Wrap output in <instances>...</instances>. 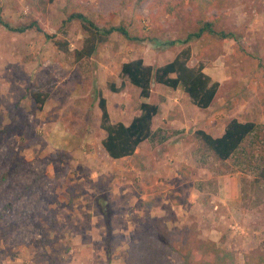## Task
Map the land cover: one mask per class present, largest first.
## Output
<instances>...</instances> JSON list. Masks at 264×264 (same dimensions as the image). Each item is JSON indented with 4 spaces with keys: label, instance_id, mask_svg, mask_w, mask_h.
Listing matches in <instances>:
<instances>
[{
    "label": "rangeland",
    "instance_id": "obj_1",
    "mask_svg": "<svg viewBox=\"0 0 264 264\" xmlns=\"http://www.w3.org/2000/svg\"><path fill=\"white\" fill-rule=\"evenodd\" d=\"M167 1L0 0L3 20L35 21L43 31L0 26V202L9 205L0 264H129V239L165 232L237 251L239 264L246 254L264 257V0H172L170 14ZM74 13L100 29L126 24L140 41L114 33L93 57L76 61L85 34L68 19ZM211 20L228 38L182 43ZM187 47L189 65L207 62L204 73L219 83L207 110L155 83L140 98L120 75L125 62L141 58L157 68ZM98 93L114 123H129L140 103L158 107L138 159L114 161L102 149ZM34 94L45 97L41 109ZM231 119L255 129L221 161L195 132L215 138ZM172 205L187 221L166 223Z\"/></svg>",
    "mask_w": 264,
    "mask_h": 264
},
{
    "label": "trees",
    "instance_id": "obj_2",
    "mask_svg": "<svg viewBox=\"0 0 264 264\" xmlns=\"http://www.w3.org/2000/svg\"><path fill=\"white\" fill-rule=\"evenodd\" d=\"M52 1L49 0V2ZM171 2L172 0L164 4V12L168 14L174 10ZM68 19L79 21L85 34L81 49L74 53L76 61L93 57L114 33L128 41H140L138 38L131 37L126 24L100 29L94 21L80 13L71 14ZM216 22V20L203 21L201 27L196 32L189 34L182 43L186 44L192 39L212 35H218L223 39L228 38V34L214 31ZM0 26L18 34L27 31L43 32L35 21L12 26L8 21L3 20L1 15ZM45 37L52 38L48 35ZM172 44L173 42L170 43V45ZM57 47L64 52L67 50L66 43H57ZM191 58L192 53L189 47L180 51L169 63L157 68L145 65L143 60L138 58L123 63L120 75L126 78L131 86L139 90L140 98L148 99L151 95V86L155 83L171 90H181L193 106L200 110H207L213 105L219 83L204 73L207 62L199 61L197 66H190ZM111 90L113 93L118 92L112 86ZM235 96L239 95L237 93L234 96L230 94L227 98L231 99ZM240 96L246 97L244 93ZM32 98L41 109L45 97L41 94H34ZM98 109L100 111L99 127L105 134L101 146L107 156L114 161L128 158L138 159L136 150L151 138L153 119L157 115L158 107L149 103H140L139 114L128 125L112 122L107 110V102L100 93H98ZM254 129L253 122H239L237 119H231L220 137L214 138L202 130L196 131L195 135L218 159L226 161ZM15 161V154L12 153V147H10L6 162L13 164ZM258 179L264 183V169L259 171ZM7 208L9 205L2 206L0 202V221L3 211ZM127 246L126 261L129 264H239L237 251L221 248L213 242L199 240L189 234L187 237H177L170 232H165L162 235L148 234L129 239ZM244 259L245 264H264V257L257 255L246 254Z\"/></svg>",
    "mask_w": 264,
    "mask_h": 264
},
{
    "label": "crops",
    "instance_id": "obj_3",
    "mask_svg": "<svg viewBox=\"0 0 264 264\" xmlns=\"http://www.w3.org/2000/svg\"><path fill=\"white\" fill-rule=\"evenodd\" d=\"M111 118V117H110ZM134 118V117H133ZM132 118V119H133ZM132 119H131V121H132ZM130 121V122H131ZM129 122V123H130ZM117 123V122H116ZM120 123H123V122H120ZM129 123H123V124H125V125H128ZM222 135V134H221ZM221 135H218V136H216L215 138H217V137H220ZM142 144H145V143H142ZM141 144V145H142ZM140 145V146H141ZM138 150V149H137ZM137 150H136V152H137ZM123 160V159H122ZM117 161H120V160H117ZM163 172H165V171H163ZM174 194H173V196L177 199V197L179 198V196H178V194H177V192H173ZM181 198H179V199H182V198H185V196H187L186 195V193H185V191H184V193H181ZM145 196V195H144ZM177 206H175V205H172V209L174 210L175 208H176ZM178 207H180V206H178ZM177 207V208H178ZM177 210L175 209V213H174V215L172 216V213H170L171 215H170V218H168L167 219V221H166V223H170V224H172V226H175V225H179V224H181V222L183 223V222H185V221H187V217H185L184 216V214L182 213V212H176ZM185 212L187 211V210H184ZM184 212V213H185Z\"/></svg>",
    "mask_w": 264,
    "mask_h": 264
}]
</instances>
